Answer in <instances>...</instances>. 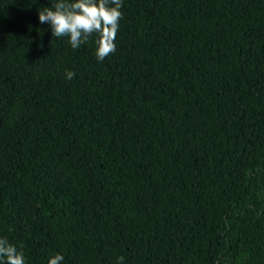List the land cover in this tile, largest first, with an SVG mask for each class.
I'll return each mask as SVG.
<instances>
[{
	"label": "trees",
	"instance_id": "trees-1",
	"mask_svg": "<svg viewBox=\"0 0 264 264\" xmlns=\"http://www.w3.org/2000/svg\"><path fill=\"white\" fill-rule=\"evenodd\" d=\"M44 6L0 0V238L25 264H264V0H122L102 61Z\"/></svg>",
	"mask_w": 264,
	"mask_h": 264
},
{
	"label": "clouds",
	"instance_id": "clouds-1",
	"mask_svg": "<svg viewBox=\"0 0 264 264\" xmlns=\"http://www.w3.org/2000/svg\"><path fill=\"white\" fill-rule=\"evenodd\" d=\"M121 7L122 0H50V6L40 7L38 14L41 24H50L52 36H67L73 49L95 36L96 57L102 61L116 50ZM74 76V72L66 71V79ZM123 259L118 258L121 264ZM0 260L4 264H25L23 253L5 238H0ZM63 260V255L56 253L49 257L48 264H61Z\"/></svg>",
	"mask_w": 264,
	"mask_h": 264
}]
</instances>
